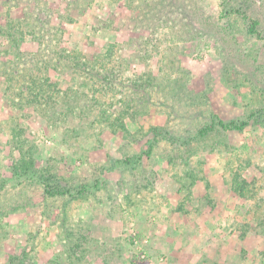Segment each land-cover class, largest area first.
<instances>
[{
	"label": "rangeland",
	"instance_id": "obj_1",
	"mask_svg": "<svg viewBox=\"0 0 264 264\" xmlns=\"http://www.w3.org/2000/svg\"><path fill=\"white\" fill-rule=\"evenodd\" d=\"M77 1L0 0V264H264V0Z\"/></svg>",
	"mask_w": 264,
	"mask_h": 264
},
{
	"label": "trees",
	"instance_id": "obj_2",
	"mask_svg": "<svg viewBox=\"0 0 264 264\" xmlns=\"http://www.w3.org/2000/svg\"><path fill=\"white\" fill-rule=\"evenodd\" d=\"M83 0H78L76 3V8H78L80 6V4L78 5V2L81 3ZM86 0H84L83 3H85ZM84 4H82L80 7L82 8ZM238 11L239 15H242V17H244V19L249 23V28H248V32L251 35H254L256 37H258L259 39H264L263 38V32L260 30L261 28V23L259 20H250L245 12H242L240 10H236V12ZM40 13L37 12L35 17L31 16L32 18H34V21L36 23V25L38 26L39 24H41V19H40ZM250 21V22H249ZM9 31V30H8ZM12 31H9L7 34L9 36L12 35ZM13 38V37H12ZM23 40V37L20 38V41ZM45 40V39H44ZM72 63H74V65L79 69V70H83V67L79 66V58H71ZM51 60H48V63L46 64L47 67L48 65H51ZM76 63V64H75ZM92 70H90L89 72V77H91L90 79L93 80V78H96V80L98 81V79L104 77L105 79H110L111 78L109 76H103L102 73H94L91 72ZM95 71V68H94ZM33 75H29L28 77H24V86L22 85L21 91H22V95L24 94H29L28 97H26L25 101L28 103L27 106L30 107H35V108H47V109H51V110H55L54 112L56 113L58 107L55 106L54 104H56L53 100H52V93L55 92L57 90L56 86H53L48 80L47 81H36L35 79H33ZM26 81V82H25ZM103 81V80H100ZM105 83V81H104ZM26 89V90H25ZM26 91V92H24ZM58 92V91H57ZM63 93H61L62 95ZM60 95V96H61ZM45 109L44 111H46V113H48V115L51 116V112H49V110ZM216 118V117H214ZM217 121V118H216ZM215 124V122H214ZM217 124L219 126H221V128H223L224 130H232V131H243L245 129V127L248 126L247 122H241L238 123L236 121H231L229 123H225L223 121H217ZM214 130V126H210L208 128H205L203 130L200 131V134H207L209 131H213ZM11 145H12V149L13 151H17L20 154V159L17 160L14 164L15 166L13 167V169L15 170V173L17 175H27L30 174L33 170L34 172L36 169V160L34 159L35 156V151H36V144L29 142L28 140H26L23 135H19V133H16V130H14L13 136H12V141H11ZM42 172L40 175V179L43 182V185L45 187V194L47 196L50 197H56V196H66V195H71V191L69 188H60L58 187L57 183H58V179L56 178V176L54 174H52L47 168H44V170H42ZM239 191H243V188L241 187Z\"/></svg>",
	"mask_w": 264,
	"mask_h": 264
}]
</instances>
